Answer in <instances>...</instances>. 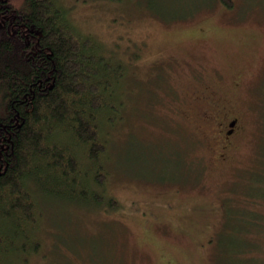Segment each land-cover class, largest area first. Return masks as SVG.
I'll list each match as a JSON object with an SVG mask.
<instances>
[{
	"label": "rangeland",
	"instance_id": "obj_1",
	"mask_svg": "<svg viewBox=\"0 0 264 264\" xmlns=\"http://www.w3.org/2000/svg\"><path fill=\"white\" fill-rule=\"evenodd\" d=\"M58 1L80 31L106 46L115 42L132 63L120 117L105 128L101 209L82 205L71 217L45 212V222L35 224L38 250L21 264L233 261L231 249L216 244L221 198L240 185L264 193V0H233L231 8L216 0ZM131 51L136 56L128 58ZM202 88L226 120L238 121L224 158L217 127L198 119L201 108L188 111ZM194 161L201 172L186 178L185 165ZM85 195L93 204L91 188ZM45 199L40 206L50 212L53 202L62 206L52 194ZM251 208L263 217L264 198ZM13 253L0 264H15ZM248 259L243 264H264L262 240Z\"/></svg>",
	"mask_w": 264,
	"mask_h": 264
},
{
	"label": "trees",
	"instance_id": "obj_2",
	"mask_svg": "<svg viewBox=\"0 0 264 264\" xmlns=\"http://www.w3.org/2000/svg\"><path fill=\"white\" fill-rule=\"evenodd\" d=\"M216 1L228 8L233 3ZM109 43L80 31L58 0H0V261L14 252L15 264H21L24 254L36 253L35 224L45 222V212L67 210L71 217L82 205L101 207L99 178L106 173L104 151L110 145L105 128L120 117L132 63ZM188 100L189 112L201 108L198 119L218 128L224 112L206 88ZM198 164L185 165L186 178L193 169L201 172ZM90 188L93 204L85 195ZM49 194L62 203L57 209L53 202L51 212L40 206ZM261 198L264 193L244 185L221 198L223 228L216 244L231 249L226 254L233 258L224 263L252 261L248 256L261 248L264 216L251 208Z\"/></svg>",
	"mask_w": 264,
	"mask_h": 264
},
{
	"label": "flooded vegetation",
	"instance_id": "obj_3",
	"mask_svg": "<svg viewBox=\"0 0 264 264\" xmlns=\"http://www.w3.org/2000/svg\"><path fill=\"white\" fill-rule=\"evenodd\" d=\"M237 118L233 117L230 120H226L225 118L222 120L221 123L218 124L217 131L218 133H221L223 135L224 139V145L223 148L221 149V152L218 154L221 156V158H224L223 153L225 152L226 149H228L231 146V139L229 138L231 135H234L236 133V123H237ZM221 124V125H220ZM220 125V126H219Z\"/></svg>",
	"mask_w": 264,
	"mask_h": 264
}]
</instances>
